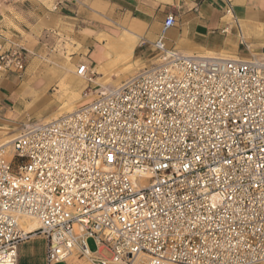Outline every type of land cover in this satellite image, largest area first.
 <instances>
[{
    "label": "built area",
    "instance_id": "built-area-1",
    "mask_svg": "<svg viewBox=\"0 0 264 264\" xmlns=\"http://www.w3.org/2000/svg\"><path fill=\"white\" fill-rule=\"evenodd\" d=\"M175 24L135 74L0 143V264L37 234L45 264H264V59L167 49ZM25 52L0 33V73Z\"/></svg>",
    "mask_w": 264,
    "mask_h": 264
},
{
    "label": "crops",
    "instance_id": "crops-1",
    "mask_svg": "<svg viewBox=\"0 0 264 264\" xmlns=\"http://www.w3.org/2000/svg\"><path fill=\"white\" fill-rule=\"evenodd\" d=\"M168 12L175 14L176 24L162 36L167 49L194 55L264 59V0H0V33L26 50L36 46L38 38L48 30L76 40L79 48L71 56L68 74L62 76L69 83L59 82L61 88L74 93L79 64H86L93 74L107 63L105 38L99 40L97 35L117 38L121 31L116 27L122 31L130 27L134 40L127 57L131 64L137 62L142 67L159 55L153 44L161 35ZM49 76H42L29 65L21 79L15 73L1 72L0 120L19 114L18 106L28 100L35 103L42 98L41 93L62 78L58 72ZM91 81L98 85L95 79ZM37 83L40 88H34ZM7 108H13L9 114ZM2 134L0 130V137ZM27 245L26 241L18 247L19 263L45 264L44 240L36 258Z\"/></svg>",
    "mask_w": 264,
    "mask_h": 264
},
{
    "label": "rangeland",
    "instance_id": "rangeland-1",
    "mask_svg": "<svg viewBox=\"0 0 264 264\" xmlns=\"http://www.w3.org/2000/svg\"><path fill=\"white\" fill-rule=\"evenodd\" d=\"M97 20L106 23V21H104L103 19ZM109 26H111V24H109ZM100 28L106 29L102 27ZM116 28V30L121 31L122 33L121 28ZM123 29H128V27H124ZM103 37L106 39L107 37L112 36L102 33L96 36V38L99 40H101ZM34 45L36 46H34L33 48H29L28 50L25 49L26 66L29 65L32 70L34 69L36 72L42 73V76L43 74H49L50 76H53L55 72H58L60 77L68 74V64L72 61L71 56L73 53L75 54V52H77L79 48V43L76 40H71L61 35L60 33H56L50 30H48L47 32L45 31L38 38V41ZM113 56L112 59L107 61V63L100 67L98 71L94 70L93 74H91L90 72L86 74V77L95 79L98 85H94L92 81H87L86 78L79 76L76 80H74L75 82L77 81V84L75 85L76 87H74L75 90L73 93L70 91V89L60 87L59 82L69 83L64 81L62 77L58 82H55L47 91L41 93L42 98L37 99L35 103H33L32 100H28L18 106L17 108L19 110V114L13 113L10 114V116L5 119V121L0 120V130L3 132L2 136L0 137V143L16 135L23 124L27 122L41 121L46 117H49L51 119L52 116L65 112V107L67 108L69 105L75 106V102H77V106L83 103V101H78L81 99L83 100L88 95H93L95 90L99 89V87L116 86L135 74L137 70L141 68L139 67V64L137 65V62H135L134 65L131 64L132 61L129 57L122 56L120 59L114 60ZM149 63L150 62L148 61L146 65H148ZM129 66L131 68H129ZM124 69H126L127 71ZM23 75L24 73L19 79H21ZM34 88H40V84H35ZM37 92L39 91L37 90ZM43 97L46 100L43 99ZM12 109L13 108H7V110H9L8 114ZM43 240L44 238L38 234L26 240L28 243L27 246L28 248L30 247L33 250L35 258L36 256L38 257L41 253ZM87 244L91 250L94 249V244L91 239L87 241ZM17 264L37 263L35 261H31L29 263L21 261L19 263L18 257Z\"/></svg>",
    "mask_w": 264,
    "mask_h": 264
},
{
    "label": "bare ground",
    "instance_id": "bare-ground-1",
    "mask_svg": "<svg viewBox=\"0 0 264 264\" xmlns=\"http://www.w3.org/2000/svg\"><path fill=\"white\" fill-rule=\"evenodd\" d=\"M131 31L132 30L129 27L128 30L123 29L122 33L118 36V38L107 37L105 39L106 42L104 43V48H105L104 56L108 59L107 61L112 59L113 55H114L113 56L114 60L120 59L122 56H125V57H127V55L129 56V52L131 50L132 42L134 40V37H133ZM129 68H131V67L129 66ZM124 70H126V69H124ZM75 73H76V70H75ZM80 77L85 78L84 76H80ZM68 88H70V87H68ZM89 99H90V95L86 96L83 100H81V102L82 101L83 102L87 101ZM78 102H80V101H78ZM76 103L77 102H75V106L74 105H69L67 108L65 107V109H66L65 111H71L72 109H74V107L77 106ZM56 115H58V114H56ZM56 115L52 116L51 119L55 118ZM51 119L49 117H46V118L42 119L41 121L42 122H47V121H49ZM11 139L12 138H10L8 140H5V141H3L1 143L2 144L8 143ZM20 224L23 227V229L25 230V232H32L33 230L38 228V222L36 220H30V218H28V217L21 218L20 219Z\"/></svg>",
    "mask_w": 264,
    "mask_h": 264
}]
</instances>
